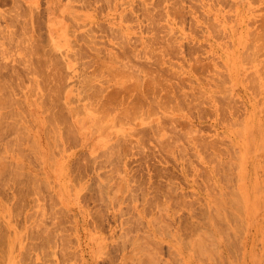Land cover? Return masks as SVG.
<instances>
[{
  "label": "rangeland",
  "instance_id": "obj_1",
  "mask_svg": "<svg viewBox=\"0 0 264 264\" xmlns=\"http://www.w3.org/2000/svg\"><path fill=\"white\" fill-rule=\"evenodd\" d=\"M263 60L264 0H0V264H264Z\"/></svg>",
  "mask_w": 264,
  "mask_h": 264
},
{
  "label": "bare ground",
  "instance_id": "obj_2",
  "mask_svg": "<svg viewBox=\"0 0 264 264\" xmlns=\"http://www.w3.org/2000/svg\"><path fill=\"white\" fill-rule=\"evenodd\" d=\"M51 17V16H50ZM236 24V23H235ZM234 26V25H233ZM8 35V34H7ZM252 37V36H251ZM255 37V36H254ZM257 42V41H256ZM263 42V41H262ZM73 45V44H72ZM258 45V44H257ZM247 47V46H246ZM245 47V48H246ZM255 48H257V47H255ZM261 48V47H260ZM260 48H258V49H260ZM251 49V48H250ZM249 49V50H250ZM248 50V49H247ZM246 50V51H247ZM253 50V48L251 49V51ZM261 52V51H260ZM243 54V53H242ZM245 54V53H244ZM42 56V55H41ZM245 56V55H244ZM243 56V57H244ZM247 56V55H246ZM256 58V57H255ZM249 59V58H248ZM252 59V58H251ZM251 59H249L248 60V62L249 61H251ZM242 60V59H241ZM258 60V59H257ZM243 61H245V60H242V62ZM264 61V60H263ZM247 63V62H246ZM250 64V63H249ZM239 71V70H238ZM261 72V71H260ZM253 73V72H252ZM251 73V74H252ZM250 77H251V75H250ZM256 78L258 77V76H255ZM247 78V77H246ZM221 79V78H220ZM248 79H249V77H248ZM254 79V78H253ZM252 80V79H251ZM255 80V79H254ZM257 80V79H256ZM255 80V81H256ZM140 86V85H139ZM223 86V85H222ZM85 90V89H84ZM220 92V91H219ZM4 96V95H3ZM4 101V100H3ZM10 102V101H9ZM91 103V102H90ZM91 108V107H90ZM92 110H94V109H92ZM11 113V112H10ZM2 114V113H1ZM15 114V113H14ZM16 115V114H15ZM7 116V115H6ZM101 117V116H100ZM103 119H104V117H103ZM241 119V118H240ZM96 120V119H95ZM102 120V119H101ZM105 120V119H104ZM242 120V119H241ZM99 121V120H98ZM96 122V121H95ZM17 123V122H16ZM161 123V122H160ZM242 124V123H241ZM7 125V124H6ZM97 125V124H96ZM97 126H99V125H97ZM97 126H95V127H97ZM106 129V128H105ZM17 130V129H16ZM93 131V130H92ZM100 131V130H99ZM92 133V132H91ZM264 135V134H263ZM262 136V135H261ZM231 137V136H230ZM260 140V139H259ZM239 142V141H238ZM229 143V142H228ZM253 143H254V141H253ZM258 143V142H257ZM262 143V142H261ZM259 144V143H258ZM220 161V160H219ZM222 162V161H221ZM233 164V163H232ZM232 166V165H231ZM233 179V178H232ZM239 179V178H238ZM233 184V183H232ZM233 188V187H232ZM247 192V191H246ZM231 193V192H230ZM212 195V194H211ZM238 196V195H237ZM229 198V197H228ZM238 198V197H237ZM239 199V198H238ZM230 201H231V199H229ZM232 201H234V200H232ZM241 202V201H240ZM243 202V201H242ZM230 203V202H229ZM233 203V202H232ZM237 204H238V202H236ZM242 204V203H241ZM234 205V204H233ZM239 206H241V205H239ZM222 207V206H221ZM233 207V206H232ZM236 207V206H235ZM238 208V207H237ZM241 208V207H240ZM241 210V209H240ZM239 210V211H240ZM231 211V210H230ZM213 212V211H212ZM220 212V211H219ZM229 212V211H228ZM232 212V211H231ZM215 213H216V211H215ZM221 213V212H220ZM160 214V213H159ZM235 214V213H234ZM242 214V213H241ZM231 215V214H230ZM235 215H237V214H235ZM224 216V215H223ZM213 217V216H212ZM235 217H237V216H235ZM219 218H220V216H219ZM218 218V219H219ZM224 218V217H223ZM235 219V218H234ZM204 220V219H203ZM216 221V220H215ZM232 221V220H231ZM234 221V220H233ZM224 222V221H223ZM240 222V221H239ZM234 223V222H233ZM217 225V224H216ZM218 226V225H217ZM220 226V225H219ZM230 228V227H229ZM221 230V229H220ZM229 230V229H228ZM264 230V229H263ZM223 231V230H222ZM226 231V230H225ZM220 232V231H219ZM264 232V231H263ZM204 233V232H203ZM208 233V232H207ZM221 233V232H220ZM156 234V233H155ZM154 234V235H155ZM222 234V233H221ZM226 234V233H225ZM227 235V234H226ZM229 235V234H228ZM210 236V235H209ZM234 236V235H233ZM227 237V236H226ZM213 238V237H212ZM155 239V238H154ZM236 239V238H235ZM196 240H198V238L196 239ZM199 240H203L202 238H200ZM208 240V239H207ZM213 240V239H212ZM141 241V240H140ZM139 241V242H140ZM227 241V240H226ZM231 241V240H230ZM196 242V241H195ZM204 242V241H203ZM201 243H202V241H201ZM205 243V242H204ZM197 244V243H196ZM207 244V243H206ZM175 245V244H174ZM203 245V244H202ZM214 245V244H213ZM195 246V245H194ZM201 246V245H200ZM206 246V245H205ZM209 246V245H208ZM212 246V245H211ZM142 247V246H141ZM207 247V246H206ZM194 248V247H193ZM214 248V247H213ZM140 249V248H139ZM200 249H201V247H200ZM228 249V248H227ZM194 250V249H193ZM197 250H199V249H197ZM211 251V250H210ZM215 251V250H214ZM136 252V251H135ZM150 252V251H149ZM196 252V251H195ZM202 252V251H201ZM176 253V252H175ZM212 253V252H211ZM144 254V253H143ZM199 254V253H198ZM215 254H217V253H215ZM231 254V253H230ZM149 255V254H148ZM203 255V254H202ZM221 255V254H220ZM145 256V255H144ZM212 256V255H211ZM175 257V256H174ZM204 257V256H203ZM213 257V256H212ZM141 258V257H140ZM201 259V258H200ZM202 261V260H201ZM215 261V260H214Z\"/></svg>",
  "mask_w": 264,
  "mask_h": 264
}]
</instances>
